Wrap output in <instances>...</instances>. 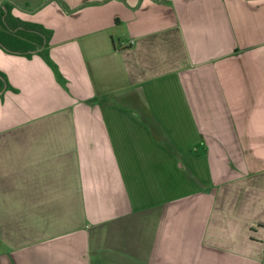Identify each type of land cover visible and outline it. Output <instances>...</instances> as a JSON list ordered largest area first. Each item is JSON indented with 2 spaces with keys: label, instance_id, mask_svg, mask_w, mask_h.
I'll use <instances>...</instances> for the list:
<instances>
[{
  "label": "crops",
  "instance_id": "1",
  "mask_svg": "<svg viewBox=\"0 0 264 264\" xmlns=\"http://www.w3.org/2000/svg\"><path fill=\"white\" fill-rule=\"evenodd\" d=\"M0 15V264H264V0Z\"/></svg>",
  "mask_w": 264,
  "mask_h": 264
},
{
  "label": "rangeland",
  "instance_id": "2",
  "mask_svg": "<svg viewBox=\"0 0 264 264\" xmlns=\"http://www.w3.org/2000/svg\"><path fill=\"white\" fill-rule=\"evenodd\" d=\"M0 3H6V0H2V2ZM6 21H3V18L2 16L0 15V40L5 43L6 45H9V43L7 42V39L6 37H9L11 40H13V37L16 36V37H20V34L21 33H15V32H11L9 29H8V26L6 25L5 23ZM18 35V36H17ZM15 38V37H14ZM17 41L19 39H16ZM15 40V41H16Z\"/></svg>",
  "mask_w": 264,
  "mask_h": 264
}]
</instances>
